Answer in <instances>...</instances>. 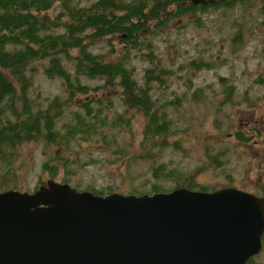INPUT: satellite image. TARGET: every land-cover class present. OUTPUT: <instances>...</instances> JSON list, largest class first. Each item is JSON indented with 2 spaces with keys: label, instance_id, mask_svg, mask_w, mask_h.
I'll use <instances>...</instances> for the list:
<instances>
[{
  "label": "trees",
  "instance_id": "16d2710c",
  "mask_svg": "<svg viewBox=\"0 0 264 264\" xmlns=\"http://www.w3.org/2000/svg\"><path fill=\"white\" fill-rule=\"evenodd\" d=\"M199 26H215L218 32L198 42L192 55L180 61L175 59L176 50L165 55L152 42L159 35L170 45L171 40L175 44L190 40L186 31ZM261 29L264 0H0V171L18 178L20 165L12 150L37 143L46 153L40 167L48 178L78 189L122 192L111 185H82L72 177L85 162L128 164L137 159L149 161L150 175H128L124 193L168 191L176 186L214 189L198 182L196 172L209 168L217 175L218 169L232 178L226 166L231 147L224 140H230L229 133L237 142L249 136L236 127L232 109L242 103L253 106L264 93L252 97L220 73L216 87L194 84L192 78L199 69L214 70L227 63L221 50L212 51L216 46L207 43L227 41V49H237ZM135 57L141 67L133 63ZM184 64L192 67L181 73L187 74L189 93L178 92V85L167 90ZM35 71L57 80L56 91L46 93L36 85ZM258 80L264 83L262 75ZM200 103L209 108L207 120L212 126V131L199 135L202 162L185 169L171 160H159L162 150L171 145L184 150L183 139L193 136L196 124L205 119V114L199 120L192 112ZM254 132L264 139L262 130L255 127ZM81 141L100 144L103 156L80 159ZM106 151L111 158L105 157ZM46 180L39 178V185ZM17 183L6 187L20 189ZM244 264L264 263L253 255Z\"/></svg>",
  "mask_w": 264,
  "mask_h": 264
},
{
  "label": "water",
  "instance_id": "95a60500",
  "mask_svg": "<svg viewBox=\"0 0 264 264\" xmlns=\"http://www.w3.org/2000/svg\"><path fill=\"white\" fill-rule=\"evenodd\" d=\"M263 233L264 194L233 185L0 190V264H244Z\"/></svg>",
  "mask_w": 264,
  "mask_h": 264
},
{
  "label": "rangeland",
  "instance_id": "374dc122",
  "mask_svg": "<svg viewBox=\"0 0 264 264\" xmlns=\"http://www.w3.org/2000/svg\"><path fill=\"white\" fill-rule=\"evenodd\" d=\"M213 28H206V26H199L193 30L189 29L186 31V37H191L190 40H184L175 44L174 41H170L173 45H170L162 35L158 37L153 36L152 42L158 45L162 53L172 54L176 50L177 61H180L186 55L190 56L198 47L197 44L202 43L200 41L211 38L213 33L216 35L218 31H214ZM210 31L212 33L210 34ZM264 39V30H260L253 37H247L246 45L237 49H227V41L219 42L214 44L207 43V45H214L216 48L221 50V55L227 57V63L216 67L214 70L199 69L198 73L193 76L192 81L194 84L202 85L210 83L216 87L217 85V74H222L230 77L234 83L237 84L239 90L247 89L249 95H257L264 93V83L259 81V76L262 75L264 79V44L261 40ZM117 46H120L117 44ZM229 50V51H228ZM211 52V51H210ZM206 53L208 56L209 53ZM133 63H136L138 67H141V60L138 57L133 58ZM177 63V62H176ZM192 67L189 65L183 66L182 69L178 70V78L171 83L167 90L176 87L178 92L186 91L187 74L182 75L181 73L185 70H190ZM141 73V72H140ZM35 84L38 85L44 92L48 93L49 90L52 92L56 91L57 80L51 81L45 79L37 71H35ZM264 81V80H263ZM219 87V86H218ZM190 90L186 92L189 93ZM255 92V93H254ZM169 97H172L169 94ZM253 97V96H252ZM216 101V99H214ZM189 99L183 101V106L188 107ZM210 107V106H209ZM204 104L200 103L199 106L193 109L195 116L200 117L205 114V119L200 124H196V133L188 139H183L182 146L184 150L175 148L171 145L168 148L162 150L160 159L164 161L171 160L175 165H178L185 169H192L202 162V149L203 144L199 139L200 134H204L207 130L212 131L211 123L207 120L209 115V108L207 109ZM206 111V113H205ZM231 117L235 123L240 122L236 125L238 129L245 128L249 134L248 139L242 142H237L229 133L230 140H224V144L231 147L227 153L228 166L231 172V179H227L217 169V175L212 174V170L200 169L196 172V180L201 183L211 185L213 188L221 187L231 181L229 184L242 187L251 191L257 190L260 184H264V139L259 137L254 132V126L264 132V97H262L253 106H248L245 103L233 107ZM135 133L138 136L139 120H135ZM226 124V122L224 123ZM243 130V129H242ZM209 136H207L208 138ZM136 139V137H135ZM135 139L133 142H135ZM83 149L80 150V159L87 160L90 155L95 157H101L103 154L99 151L100 144L92 146L91 144L81 141ZM234 146V147H233ZM133 150H138L136 145H133ZM105 157L111 158L109 152L106 151ZM12 156L15 159V163L19 164L16 172L19 174L18 178H13L9 172L0 171V189H5L6 186H10L13 183H19L20 189L27 188L26 190H32L39 185V178L47 179V172L40 167V161L46 153L42 151L41 146L37 143H23L12 150ZM103 158V157H102ZM150 163L145 159H137L131 161L128 164L121 163L119 161H113L112 163H88L85 162L84 166L78 167L76 173L72 179L79 181L82 185L87 183H94L97 186L111 185L116 190L120 189L122 192L128 188L127 176L133 174L137 175H150L149 171ZM61 175L58 176V178ZM128 179V178H127ZM17 181V182H15ZM17 183V185H18ZM164 184H168L169 181H163ZM175 182H173L174 184ZM169 185V184H168ZM7 188V187H6ZM23 190V189H21ZM255 258L264 263V248L262 247L260 252L255 255Z\"/></svg>",
  "mask_w": 264,
  "mask_h": 264
},
{
  "label": "flooded vegetation",
  "instance_id": "af4514ba",
  "mask_svg": "<svg viewBox=\"0 0 264 264\" xmlns=\"http://www.w3.org/2000/svg\"><path fill=\"white\" fill-rule=\"evenodd\" d=\"M239 124H240V122L237 123V125H239ZM256 126H258V125H256ZM256 126H254V128H255ZM242 129H244V130L246 131V133H247V129H245V128H242ZM247 134H248V133H247ZM258 187H259V188H258L257 190H254V191H251V190H248V189H245V188H242V187H239V188L244 189V190H248V191H250V192H253V193H256V194H259V195H263L262 192L264 191V189H263L262 184H260ZM262 236L264 237V233H263ZM263 237H262V241H264Z\"/></svg>",
  "mask_w": 264,
  "mask_h": 264
},
{
  "label": "bare ground",
  "instance_id": "6f19581e",
  "mask_svg": "<svg viewBox=\"0 0 264 264\" xmlns=\"http://www.w3.org/2000/svg\"><path fill=\"white\" fill-rule=\"evenodd\" d=\"M261 248H262V243H261V247H260L259 251H258L256 254H258V253L260 252ZM256 254H255V255H256Z\"/></svg>",
  "mask_w": 264,
  "mask_h": 264
}]
</instances>
